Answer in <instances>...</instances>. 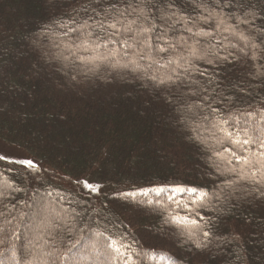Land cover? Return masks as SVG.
I'll list each match as a JSON object with an SVG mask.
<instances>
[{
	"label": "trees",
	"instance_id": "16d2710c",
	"mask_svg": "<svg viewBox=\"0 0 264 264\" xmlns=\"http://www.w3.org/2000/svg\"><path fill=\"white\" fill-rule=\"evenodd\" d=\"M247 2L0 0V155L7 156L0 160V185H10L0 189L2 264H91L103 259L91 247L103 239L97 235L101 232L132 244L125 252L132 255L130 264H264V182L251 179L253 173L260 178L259 157L251 155L248 166L227 165L243 171L249 177L245 180L223 165L218 171L213 155L223 149L244 156L260 150L217 143L210 123L231 116L241 125L264 127V2L244 7ZM239 3L244 5L240 9ZM113 4L127 10L123 25L136 20L131 33L96 25L103 20L102 10ZM61 18L74 20L69 27L76 31L64 36L65 28L54 23ZM85 20L92 27L81 29ZM220 20L225 23L218 27ZM140 27L151 28L142 34L151 56L132 57L140 68L124 67L130 58L124 53L139 51L135 33ZM87 31L106 43L100 52L119 53L118 66L97 60L99 67L89 71L93 65L75 57L71 63L58 58L69 55L66 44H80L84 37L77 32ZM125 38L132 48L122 45ZM190 46L209 54L197 59ZM73 50L83 58L95 54L82 47ZM160 79L168 82L161 85ZM20 159H31L37 167L12 163ZM85 181L99 185L98 191L88 190ZM176 186L198 192L174 193ZM159 187L166 189L159 197L154 191L137 195V201L150 200V205L120 195ZM200 192L209 196L191 203ZM49 194L52 200H45ZM63 197L71 198L83 215L69 211L67 220L68 214L61 213ZM174 214L210 230L208 246L197 248L179 227L164 223ZM41 215L45 222L40 227L14 236L18 224L24 228ZM27 238L30 245L8 259L9 248L22 246ZM203 239L202 231L194 237ZM41 253L51 255L42 259Z\"/></svg>",
	"mask_w": 264,
	"mask_h": 264
},
{
	"label": "snow or ice",
	"instance_id": "6c2138e0",
	"mask_svg": "<svg viewBox=\"0 0 264 264\" xmlns=\"http://www.w3.org/2000/svg\"><path fill=\"white\" fill-rule=\"evenodd\" d=\"M129 7H132L131 4H129ZM126 9L124 11H121L116 5H110L109 8L102 10L103 20L96 21V25L101 29H113L115 30V33H131L132 32V25L136 24V20L130 21L129 25L125 26L121 23V19L125 16ZM133 11H136L135 8H133ZM97 15H101V13H97ZM92 18L89 17V20ZM147 19V17H145ZM89 20H85L84 23L80 26L81 29H86L92 27V25L89 23ZM54 23L60 27V28H67L69 32L76 31L69 27L70 24L75 23L74 20H67L64 19H56L54 20ZM225 22L223 20H220L218 23V27L220 25H223ZM117 25H120V27H117ZM225 31L228 29L225 28ZM151 31L150 27H140L137 32L135 33L136 36V48L139 49V51H135L132 54L124 53V55H129V60L124 63L122 66L128 67L129 64L134 65L136 68H140L141 65L138 63V60L132 58V57H139V59H145L149 58L151 56V53L149 52V49L151 48V45L149 43V40L147 38H144L142 34L148 33ZM189 32L192 31V29H188ZM78 37L83 36L84 38L81 39L80 44L78 45H71L66 44L65 48L68 50L69 55H61L58 58H61L65 61H68L69 63L72 62L71 57H75L77 60H80L81 63L91 64L93 67L89 68V71H94L99 67V64L96 63L98 60L100 63L115 61V63H112V66H118L119 61L115 60L116 56L119 55V53L114 52L112 50L107 51L106 53L100 52L99 50L102 47H106V43H102V38L97 35L93 31H87V32H77L76 33ZM114 33L109 34V38H111V35ZM204 35H210V33H203ZM233 35L236 33L233 32ZM64 35H67V32L64 33ZM195 35H201V33H195ZM94 38V39H89ZM241 39H246L241 34ZM197 44H199V41H197ZM122 45L126 48H132L133 44L129 43V39L125 38L122 40ZM84 48L85 50H91L95 54L91 58H83L76 55V51H74V48ZM171 47V45H169ZM253 48L257 47V45L253 44ZM190 53L192 56L196 57L197 59H202L204 56L209 54V51L207 50H201L200 48L196 46H190ZM244 49L241 48V51ZM167 51L166 48H160L159 52H165ZM223 59H227V57H221ZM255 58V57H253ZM153 63H158V61L153 60ZM209 63H212L211 60L208 61ZM169 63H172V60H169ZM163 66V65H162ZM153 80H156V77H152ZM170 79V78H169ZM166 80L160 79L158 81L159 84L163 85L165 84ZM188 110H191V105L187 106ZM214 111V110H213ZM264 112V109L261 110ZM251 115V113H249ZM187 119V118H185ZM204 120L208 121L209 117L204 116ZM262 119H264V116H262ZM211 128L215 131L213 132V138L216 140L217 143L223 144L225 142L230 143L233 145V149L236 147H244L248 145L257 146L260 150L258 153H251L250 156H244L239 155L235 150L230 149H223V151H213V155L217 157L218 162H215V166L217 170L219 171L221 169V166H225V170L228 172L233 173L234 175H239L240 179H249V177L241 171L240 173H237V170L235 167H227V165L232 164L233 161L236 162V164H242L243 166H248L252 164L251 155H258L259 159L256 160V164L259 165V168L257 169V173H259V180L256 179V173H253L251 176V179L257 183L260 184L264 182V127H258L253 126L250 123L245 122L243 125L240 124V122L235 117H229L227 119H220L217 122H211ZM216 133H220L219 136L216 135ZM204 142V141H201ZM246 150V149H245ZM224 152H230V155L226 158L224 156ZM6 155H0V160H6ZM12 163L23 165L24 167L28 169H35L37 167V164L31 160V159H20L16 161H12ZM84 186L90 190L91 192H96L99 189V185H93L91 183H88L87 181L84 182ZM3 187H10V185H0V189ZM19 191V189H16ZM150 191H154L157 194V197L160 196V194L164 193L166 191L165 188L159 187V188H153L148 190H141L139 193L136 191H130V192H122L120 195L122 197L131 198L133 202L135 203H147L152 204V201H137L136 197L137 195H143L147 196ZM174 193H197L198 188L196 187H182V186H176L172 189ZM2 194V192H0ZM50 195V194H49ZM261 195H264V192H261ZM209 196L208 193L200 192L199 196L195 201H191V203H198L203 201ZM218 198V197H217ZM169 200H174V197L169 196ZM178 206L179 201H175ZM156 204L161 207L162 210H164L163 205L161 204V201L159 199L156 200ZM185 208L188 207L187 204L184 205ZM198 215V213H197ZM200 219H203L201 217ZM165 224H175L177 227L181 228L183 231H186L187 236L190 240H193L195 243V246L197 248H203L207 247L210 243V230H201L199 229L198 221L196 219H190L186 216H179L178 214L170 215L165 218L164 220ZM191 225V227H190ZM202 231V235L204 237L203 240H194V237H198V232ZM99 237H102V240H96L93 241L91 247L94 250H98L99 256L103 258V260L106 262V264H116L118 260H123V264H130L132 261V255L129 253L127 256H125V252L130 250L132 248V244L128 243L124 240L122 236L118 238L113 237H105L104 233H98ZM133 242H135V237H133ZM46 255H51V253H47ZM15 258V257H13ZM162 258H165L162 256ZM2 264V262H0Z\"/></svg>",
	"mask_w": 264,
	"mask_h": 264
},
{
	"label": "rangeland",
	"instance_id": "374dc122",
	"mask_svg": "<svg viewBox=\"0 0 264 264\" xmlns=\"http://www.w3.org/2000/svg\"><path fill=\"white\" fill-rule=\"evenodd\" d=\"M121 1V0H120ZM249 1V0H248ZM250 2L251 3H257L258 4V2H259V4H262V2H264L263 0H250ZM250 2H247V4L244 6L243 5V3H242V5H240V3L238 4V9H240L242 6H244V7H247V6H249V4H251ZM236 7L234 8V9H237ZM65 32H67V36L68 35H70L69 33H68V29H66L65 28V30L63 31V35H64V33ZM64 36H66V35H64ZM103 52V51H102ZM121 57H122V55H121ZM15 108V107H14ZM56 195V196H58L59 198H60V196H59V194H58V192L57 191H54V192H52V195ZM19 197H20V195H19ZM44 198V197H43ZM45 200H52V196H50V195H48V196H45V198H44ZM9 201H11V199H9ZM37 203L38 204H41V206L43 205V202H42V198H40V199H38L37 200ZM63 203H64V206L61 208V213H63V214H68L69 213V211H72V214L73 215H77V216H79V217H81L82 215H83V211L84 210H81L80 208H78V207H75V203H73V201L71 200V198H64L63 197ZM71 213V212H70ZM37 215H38V212H37ZM41 218H44V217H42V215L39 217V219L38 218H34L33 220H32V222H31V224L30 225H28V226H26V227H22L20 224H18V226L17 227H15L16 228V232L14 233V236H17V235H19V233H21V234H26L27 232H29V231H31V229L33 228V227H35V226H39L40 227V225H42L45 221H43ZM67 218V220H71V218H70V215L68 214V216L66 217ZM47 222V221H46ZM55 228H57V227H55ZM48 229H49V226L47 227H44L43 228V232H44V234L45 233H47L48 232ZM181 229V228H180ZM2 229H0V231H1ZM182 230V229H181ZM15 231V230H14ZM183 231V230H182ZM182 233H186V231H183ZM187 234V233H186ZM30 243H31V240H30V238H27L26 240H24V242L23 243H21V245L22 246H19V247H14V248H9V250H8V252L6 253V255H7V258L8 259H10V258H13L14 256H18L20 253H21V249H23V248H25V247H27V246H29L30 245ZM40 251V250H39ZM41 255V257H42V259H45L46 257H47V255H45V254H43V253H41L40 254ZM5 260V259H4ZM5 262V261H4ZM4 262H3V264H4ZM93 262H94V260H93ZM25 264V263H24ZM91 264H105V261L103 260V259H99V258H96V260H95V262L94 263H91Z\"/></svg>",
	"mask_w": 264,
	"mask_h": 264
}]
</instances>
